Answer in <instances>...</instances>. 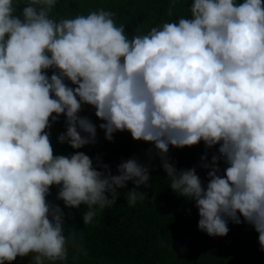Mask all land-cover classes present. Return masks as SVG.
<instances>
[{"label": "clouds", "instance_id": "1", "mask_svg": "<svg viewBox=\"0 0 264 264\" xmlns=\"http://www.w3.org/2000/svg\"><path fill=\"white\" fill-rule=\"evenodd\" d=\"M13 3L0 0V264L30 253L34 264L67 259L64 214L46 199L53 185L66 207L88 206L85 224L128 181L147 186L148 169L134 159L105 175L84 152L54 155L47 130L61 114L60 143L94 142L96 126L78 115L83 104L96 109L108 140L128 131L162 156L170 145H219L206 188L194 168L165 161L170 187L195 200L201 231L225 236V217L239 224L242 216L264 248V0H192L190 19L131 39L103 9L56 22L58 0H25L23 19ZM49 69L58 71L49 77ZM138 198L133 188L129 204Z\"/></svg>", "mask_w": 264, "mask_h": 264}, {"label": "trees", "instance_id": "2", "mask_svg": "<svg viewBox=\"0 0 264 264\" xmlns=\"http://www.w3.org/2000/svg\"><path fill=\"white\" fill-rule=\"evenodd\" d=\"M242 2L236 0L238 4ZM191 3L192 0H175V3L172 0H58L49 16L59 22L103 9L114 13V22L124 26L125 34L131 39L146 35L164 23L190 19ZM13 6V15L23 19L25 0H14ZM56 71L49 69L47 75L50 77ZM65 83L75 87L67 79ZM95 111L93 106L83 104L78 114L96 126L94 142L80 149L59 142L58 137L66 133V117L63 114L58 117L47 130L54 155L70 157L75 152H84L93 161V167L105 175H119L118 166L134 159L148 169L149 180L147 186L137 188L133 181H128L125 187L117 188L115 203L103 209L94 206L96 215L89 224L83 221L88 206L66 207L57 198L60 186L53 185L46 199L50 205L60 207L64 214L63 235L72 240L67 245L66 260L45 261V264H264V248L253 225L242 216L239 224L225 217L228 233L209 236L198 227L200 216L195 200L170 187V178L163 168L165 161L178 172L194 168L206 188L212 156H219V145L208 148L203 141L183 148L170 145L168 153L162 156L153 143L133 140L128 131L114 132L111 140L106 139L105 130L99 127L104 121L96 117ZM81 135L88 134L81 132ZM217 167L218 175L223 176L228 165L221 157ZM133 188L144 199L138 198L130 205L128 195ZM106 195L111 199V193ZM11 264H34V254L18 256Z\"/></svg>", "mask_w": 264, "mask_h": 264}]
</instances>
